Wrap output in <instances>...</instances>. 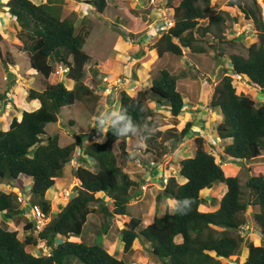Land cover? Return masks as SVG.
Masks as SVG:
<instances>
[{"label":"trees","instance_id":"1","mask_svg":"<svg viewBox=\"0 0 264 264\" xmlns=\"http://www.w3.org/2000/svg\"><path fill=\"white\" fill-rule=\"evenodd\" d=\"M89 2L98 13H104L109 6V0ZM229 5L238 7L246 19L252 20L259 41L251 43L245 51L228 52L230 65L224 66L225 75L216 85L208 107L218 110L222 117L216 135L222 140H230L224 145L223 153L237 160H255L264 154V102L258 103L256 97L238 92L228 71L233 70L264 92V0H230ZM173 8L174 24L164 31L156 44L159 56L166 52L182 55L185 47L203 52L205 47L199 41L207 34L217 41L225 39L227 14L223 10H213L212 0H180ZM5 10L15 17L17 28L9 43L0 33V55L5 61L4 66L8 68L17 63L8 50L2 56L3 43L12 46L16 53H28L30 66L43 76L45 87L29 91V99L40 100L38 108L24 110L21 119L14 116L9 128L0 130V180L15 185L19 176L31 178L33 202L52 215L37 233L33 231L34 222L28 219L23 227L28 231L24 239L19 238L17 230H11L6 222H1L0 264H71L75 260L83 264H130L101 242L70 239L71 234L83 233L92 213L103 219L102 235L111 227L108 219L117 217L127 221L128 226L120 228L124 253L131 251L141 239L150 243V252L161 260L160 264H230L223 263L220 258L237 257L241 252L246 242L239 233L246 223L242 214L249 206L254 210V221L264 237V168L254 170L243 185L237 173L226 171L219 158L206 149L203 136L195 137L194 155L178 163L179 174L186 181L180 183L175 175H169L164 188L157 194L155 220L145 224L141 218L131 216L128 206L138 181L125 170V159L140 158L145 164L151 158L156 162L159 160H155L156 157L177 148L192 130L191 121H187L181 130L175 127L165 132L159 130L155 110L148 105L154 101L158 107L170 111L173 117L183 114L184 99L177 76L162 69L150 85L134 95L121 91L118 112L105 130L103 141L86 144V139L98 132L95 127L91 133H79L73 142L62 146L58 134L47 136L46 126L57 122L62 108L82 101L86 91L90 90L84 79L86 67L93 62V57L83 48L86 38L78 32L74 17H62V7L57 0L42 3L7 0ZM205 19L208 22L202 24L201 20ZM229 43L239 46L235 41ZM225 54V49H221L219 55ZM55 64L63 67L67 78L74 81L73 88H68L63 81L50 82ZM91 72L97 75L96 69L92 68ZM121 116L124 119H120ZM129 120L132 127L123 136L113 133ZM140 131L145 133V147H134L135 155L132 156L127 140ZM159 135L164 137L160 139ZM165 137L172 141L170 145L165 143ZM119 140H122V162L115 152ZM77 147H81L83 153L73 172L80 184L75 194L68 201H60L53 213L52 202L46 194L63 175ZM219 183L227 187L219 207L201 209L202 204L208 202L202 191ZM184 198L192 201L190 211L182 202ZM174 200L177 207L172 210L170 201ZM216 200L212 198L211 203ZM0 212L17 223L26 220L25 215H20L23 211L18 206L15 192L0 189ZM216 227H222V230ZM58 236L64 237L63 240L58 241ZM40 242L50 247L48 254L28 250L27 246H36ZM247 249L242 264H264V241L262 244L250 241Z\"/></svg>","mask_w":264,"mask_h":264},{"label":"rangeland","instance_id":"2","mask_svg":"<svg viewBox=\"0 0 264 264\" xmlns=\"http://www.w3.org/2000/svg\"><path fill=\"white\" fill-rule=\"evenodd\" d=\"M57 1L62 7V17L70 16L76 19L78 32L86 38L83 48L93 57V62L86 67L87 75L84 83L90 87V90L86 91L84 99L70 107L66 106L62 108L58 115V121L49 123L46 126L47 136L58 134L62 146L73 142L75 136L79 133H91L97 125V117L101 114L116 113L118 111V99L121 91L134 95L139 89L149 85L151 83L149 81L157 77L162 69H168L177 76L178 87L182 91L185 118L179 117L182 119L179 127L181 128L187 120L192 119L196 123L200 121L201 126H205L206 124L207 127L210 125L213 129L217 128L216 125L220 123L221 116L217 118V116L209 112L210 122L208 125V122L206 123L207 120H204L208 113H204L203 111L208 110L206 108H208V103L211 101L215 87L221 81L223 75H225L224 66L229 67L230 65L228 52L245 51V48L251 43L259 41L252 20L246 19L238 7L230 6V0H212L213 10H223L227 14L225 39L217 41L211 34H207L201 37L199 41V44L205 47V51L203 52L192 51L190 48L185 47L183 48L182 55L166 52L162 56L158 55L156 44L164 31H167L174 24L173 7L178 5L180 0H109V6L105 9L104 13L96 12L92 3L82 1L81 6L76 7L70 5L74 0H68L70 1L68 3H63L61 0ZM258 1L261 2L262 0ZM207 22V19L201 20L202 24H206ZM229 41H235L239 46L230 44ZM2 49H4L2 50V56H4L7 51L5 43L2 44ZM221 49H225L227 54L220 56ZM10 55H14V59L19 66L6 68L0 55V130L9 128L15 115L21 119V113L24 110L31 111L36 108L34 101H32L33 99H29V91L31 88L43 90L45 87L44 78L41 74L35 72V74L33 73L34 75H31L29 72L31 66L28 53L18 54L12 52ZM54 66L55 71L51 74V78H49L50 82L57 83L63 81L71 89L73 82L67 78L64 68L58 64ZM92 68L97 70V75L91 72ZM9 72L14 76L10 77ZM228 74L233 76L238 92H245L250 96L256 97L258 103L264 102V92L249 84L233 70H229ZM31 76H33L32 79ZM22 101H24V105H22ZM39 103L41 105L40 101ZM148 105L155 108L153 102H149ZM199 105L204 107L200 111ZM156 114H158L156 118L157 123L163 132L172 127L173 121L168 117V111L155 112ZM114 116H110V119L112 120ZM198 129L199 127L196 126L194 130ZM138 133L127 140L128 149L132 156L135 155L134 147H141L143 145L140 141L143 140L145 133L143 131ZM104 139L105 131L102 133L98 130L96 135L86 139V144L89 141H103ZM158 140L160 139L158 138ZM210 141L205 140L206 149L219 158L226 171L237 173L243 185H245L246 180L254 170L264 168V154L255 160H237L223 153L224 145L230 142V140L219 143L213 142L214 140ZM121 143L122 140H119L115 144V152L119 156L120 162L124 160V155L121 156ZM187 145L184 147L185 151L178 149L168 155L169 152L167 157L159 162L161 165L158 163L156 165H149L150 168L146 165L142 167L140 162L141 165H138V162H134V159H125L127 169L129 168L132 171L133 176H137L139 169L143 168L146 171L143 183L147 186V191L142 193V195H135L131 199L128 206L131 216L141 218L145 224L152 223L153 219L155 220L153 216L155 211V194L161 190L160 181L168 176H161L162 172L154 174L152 170L159 165L163 166V172L167 171V168L171 164L175 167L176 165L173 163L177 162L181 157L193 155L192 151L196 147L195 143L191 148V152H186L188 150ZM82 153L81 147H77L73 159L66 165L63 171L62 176L67 177L66 188H71L78 180L73 171L80 164L79 155ZM159 158L156 157L155 160ZM176 172L179 173V171ZM151 173L153 174L152 178H160V181H150L149 177H151ZM178 177L182 181V176L178 175ZM59 188L62 189L63 187ZM59 188H51L46 194V198L52 202L53 213L57 211L58 207L57 203L59 201L56 203V199ZM0 189L7 192H15L18 195V206L23 212L26 211L25 199L30 201L35 200L32 193V181L28 177L19 176L15 185H10L0 180ZM136 191L135 189L133 193ZM225 191V187L219 183L214 188L203 190L202 195L207 200L216 198L217 203ZM212 203L214 204L215 202ZM211 204L208 202L206 205L202 204L201 209L206 210L211 208L210 210H214L218 206L211 207ZM94 206H97V203H94ZM170 208L172 209V205H170ZM30 210L28 208V212L22 213L26 219L25 221L21 219L24 223L30 219ZM253 212L254 210L249 206L245 213L242 214L246 219V223L241 227L239 233L244 237L246 242L243 243L241 252L237 257L220 258L223 263L242 264L247 256L248 243L252 241L255 244H262L264 241V237L254 221ZM102 220L99 215L90 214L83 234H73L70 239L87 243L101 242L109 247L117 257H124L130 264L161 263V260L150 252V243L141 239L137 240L131 251L124 253V243L119 235L120 228L124 227V220L115 221L113 218L108 219L111 228L104 235H102L101 228ZM2 221L6 222L5 224L9 229L17 230L20 239H24L28 234V231H25L23 228L24 223L18 222L14 224L13 221L9 220L8 224L5 214L0 212V222ZM216 228L222 230V227ZM59 238L63 239L64 237ZM27 248L36 254L48 253L50 251V247H46L42 243L37 246L29 245ZM71 264L83 263L75 260Z\"/></svg>","mask_w":264,"mask_h":264},{"label":"crops","instance_id":"3","mask_svg":"<svg viewBox=\"0 0 264 264\" xmlns=\"http://www.w3.org/2000/svg\"><path fill=\"white\" fill-rule=\"evenodd\" d=\"M34 2H36V3H42V2H46L47 0H33ZM61 1H63V3H65V2H70V1H68V0H61ZM82 1L83 2H87V3H90L89 1L90 0H74V1H72L71 2V4L70 5H73V6H76V7H80L81 5V3H82ZM73 2H75V3H73ZM5 0H0V33H1V35H2V37L4 38V40L6 41V42H10V41H12L13 39H14V37H15V35H16V28H17V21H16V19H15V17L14 16H12L9 12H7L6 10H5ZM91 4V3H90ZM5 46H6V50H8L9 52H13V53H16L15 52V49L12 47V46H8L7 44H5ZM4 47V46H3ZM1 48H2V46H1ZM2 50H4V49H2ZM21 53H25V51H20L18 54H21ZM27 53V52H26ZM4 63H5V61L4 60H2ZM17 63V62H16ZM59 65V64H58ZM15 66H19V64L17 63ZM10 67V66H9ZM29 72L31 73V75H34L35 74V70L33 69V68H31V70H29ZM10 73V72H9ZM34 73V74H33ZM12 76H14V75H12ZM33 78V76H31V79ZM50 78H51V76H50ZM72 82H73V87H74V81L72 80V79H70ZM149 82H151V81H149ZM146 84H148V83H146ZM151 84V83H150ZM149 84V85H150ZM72 87V88H73ZM135 94V93H134ZM133 95V94H132ZM32 100V99H31ZM32 101H34V103H35V105H36V108H38L40 105V103H39V99H33ZM17 102V101H16ZM19 102V101H18ZM39 103V104H38ZM153 103H154V105H155V108H153L154 110H155V112H161V111H163V110H165V111H167L166 109H163L162 107H158V104L156 103V102H154L153 101ZM196 104V103H195ZM18 105H19V103H18ZM22 105H24V101H22ZM36 108H34V109H36ZM201 108H204V107H202V106H200L199 105V111L200 110H202ZM33 109V110H34ZM208 109V110H207ZM206 110L207 111H203L204 113H208V115L204 118V120L206 119L207 121H206V123L208 122V125H209V122H210V113H212V115H214V116H217V118H219V116H221V115H219L220 114V112L218 111V110H213V109H211V108H206ZM169 112V118L173 121V124H172V127H175V128H177L178 130H181L184 126H185V124L187 123V121H191L192 122V124H193V126H192V130H190L189 132H188V134H187V136L185 137V139H184V141L183 142H181V144H179V146L177 147V148H175L174 150H172V151H170V153L168 154V155H170L171 153H173V152H175L176 150H178V149H182V150H186L184 147L187 145L188 146V150L186 151V152H191V148L194 146V143H195V137L196 136H203L204 138H205V140H207V141H210L211 139H212V141L213 142H217V143H219V142H226V140H222L219 136H215L214 137V135L216 134V127H215V129H213L212 128V126H208L207 127V125L205 124V126H201L202 124L200 123V121L199 122H195V121H193L192 119L191 120H187L185 123H184V125L180 128L179 127V124H180V121L182 120L181 118H179V117H183V118H185V112H184V114H180L178 117H173L171 114H170V111H168ZM210 112V113H209ZM22 114V113H21ZM216 114V115H215ZM15 116H17V115H15ZM157 116H158V114H156V117L155 118H157ZM205 116V115H204ZM21 117V116H20ZM216 118V119H217ZM222 118V117H221ZM184 122V121H183ZM219 124V123H218ZM196 126H198L199 127V129L198 130H194L195 129V127ZM217 126V125H216ZM207 128H209V129H207ZM8 129V128H7ZM158 129L159 130H161V128H160V126H158ZM213 129V130H212ZM6 130V129H5ZM155 130V129H154ZM162 131V130H161ZM137 134H139V133H137ZM158 137H160V139L162 138V137H164V135H159ZM166 138V137H165ZM167 139V140H166ZM165 140V143L166 144H170V140L168 139V138H166ZM188 141V142H187ZM212 141H210V142H212ZM187 142V143H186ZM192 142V143H191ZM140 143L141 144H143L141 147L142 148H144L145 147V136L143 137V140H141L140 141ZM189 143H190V146H189ZM207 143V142H206ZM193 144V145H192ZM195 150H196V147L194 148V151H192V153H193V155H194V153H195ZM191 153V154H192ZM193 155H189V156H187V157H190V156H193ZM165 157H167V154L166 155H164V156H162V157H160L159 159L160 160H158V162L156 161V163H154L153 165H156L157 163L158 164H160L159 162H161ZM183 158H185V157H183ZM182 157L177 161V162H174L173 164L174 165H176L175 167H177V168H175L172 164L170 165V167L169 168H167V171H162V167L163 166H157L156 168H154L152 171V173H154V174H156V172L157 173H160V172H162V174H161V176H169V175H175L176 177H177V180L180 182V183H183V182H185L186 181V179L184 178V177H181L182 179V181H180V179H179V177H178V175H179V173H177L176 171H179V161L181 160V159H183ZM153 159H149V160H146V163L145 164H140L138 161H137V159H134V162H138L137 164L139 165H141L142 167H144L145 165L146 166H148L149 168H150V166L149 165H152L150 162L152 161ZM134 165V164H133ZM161 165V164H160ZM125 170L127 171V172H129L130 174H131V176H132V178H134V179H136L137 181H138V186L136 187V188H134L133 190H132V192L136 189L137 191L135 192V193H133V195L135 196H138V195H142V193H145L147 190H142V185H144L145 183H143L144 181H145V178H144V174L146 173V171L142 168V169H139L138 171H139V173L137 174V176H133L132 175V171L128 168L127 169V167L125 168ZM155 171V172H154ZM150 174L151 175V177H149V179H150V181H156V182H159L160 181V178L159 179H155V178H152L153 176V174ZM165 174V175H164ZM142 178H144L143 180H142ZM29 179H31V178H29ZM66 179H67V177H64V176H61V177H59L58 179H57V181H56V185L54 186V187H57V188H59V187H63L62 189H60L59 188V190H58V196L60 195V193H61V191L62 190H64V189H67L66 187H65V183H66ZM76 179H78V178H76ZM32 181V180H31ZM80 182H79V179L76 181V184H79ZM224 187H225V189L227 190V187H226V185L224 184V183H221ZM73 185H75V184H73ZM218 185V184H217ZM160 186H161V190H159L158 192H157V194L158 193H160L161 191H162V189L164 188V185H163V183H162V180L160 181ZM53 187V188H54ZM206 190V189H205ZM208 190V189H207ZM226 192V191H225ZM157 194H155V204H154V207H155V211H154V214H153V216H154V218H155V214H156V207H157V199H156V197H157ZM224 195V194H223ZM57 196V199H56V203L59 201H65L64 200V198L63 197H58ZM206 198V197H205ZM222 198V197H221ZM207 199V198H206ZM212 199V198H211ZM211 199L210 200H207L208 201V203H210L211 204ZM221 200V199H220ZM220 200H219V202H220ZM58 202V203H59ZM219 202H217L216 204L214 203H212L211 204V207H213V206H217L216 207V209L219 207ZM58 203H57V205H58ZM170 205H171V203H170ZM57 207V206H56ZM58 209V208H57ZM211 209V208H210ZM210 209H206V210H210ZM28 210V208H26V212H28L27 211ZM215 210V209H214ZM131 215V214H130ZM8 219V218H7ZM121 218H117L116 217V219H114L115 221L116 220H120ZM9 220L10 221H13L14 222V224L15 223H17L16 222V220L14 219V218H9L8 219V221H7V223L9 224ZM120 221H122V220H120ZM125 221V220H124ZM153 221H154V219H153ZM2 222H4V221H2ZM1 223V222H0ZM19 223H24V221L23 220H20V222ZM115 224V223H114ZM147 224H150V223H147ZM111 228V227H110ZM109 228V229H110ZM85 229V228H84ZM83 234V233H82ZM81 234V235H82ZM71 235H73V234H71ZM120 235V234H119ZM61 237V236H60ZM71 237V236H70ZM58 239L59 240H63V239H60L59 238V236H58ZM108 249H109V247H108ZM109 250H111V249H109ZM120 258V257H119Z\"/></svg>","mask_w":264,"mask_h":264},{"label":"clouds","instance_id":"4","mask_svg":"<svg viewBox=\"0 0 264 264\" xmlns=\"http://www.w3.org/2000/svg\"><path fill=\"white\" fill-rule=\"evenodd\" d=\"M94 7V6H93ZM10 66H13V65H10ZM63 68V67H62ZM11 73V72H10ZM237 74V73H236ZM118 108H119V99H118ZM118 112V111H117ZM117 112L115 113V112H113V113H111V114H109V113H103V114H101L100 116H98L97 117V125H96V127H97V129L99 130V131H101L102 133H104V131H105V129H108L109 128V125L111 124V123H113L112 122V120L110 119V116H114V115H116L117 114ZM115 117V116H114ZM114 117L112 118V119H114ZM120 119H124V117H119ZM132 127V124H131V122H130V120L127 122V123H125V125L123 126V128H121L118 132L116 131V130H113V133L115 134V135H118V136H123V134L124 133H126L127 131H128V129L129 128H131ZM135 134H137V133H135ZM135 134H134V136H135ZM137 161L138 162H140L141 164H143L142 163V161H141V159L140 158H137ZM152 165L154 164V163H156L155 161H151L150 162ZM180 175V174H179ZM166 180V181H165ZM166 182H167V177H165L164 179H162V183H163V185L165 186V184H166ZM80 184V183H79ZM79 184H75L74 186H72L71 188H67V189H72L73 190V194H72V196L75 194V192H76V187L79 185ZM143 186V185H142ZM147 187V186H146ZM142 188V187H141ZM64 190H66V189H64ZM64 190H62L61 191V193H60V196L62 197V192L64 191ZM143 190V189H142ZM147 190V189H146ZM18 196V195H17ZM71 196V197H72ZM70 197V198H71ZM69 198V199H70ZM69 199H64L65 201H68ZM182 202H183V204H185V205H187L188 206V211H190V209H191V203H192V201L190 200V198H184V199H182ZM170 203H171V205H172V210H174L176 207H177V202L174 200V201H170ZM35 205H37V206H39L40 207V209L42 210V208H41V206L39 205V204H36V203H34L33 201H30V200H28V199H25V208H30L31 210H30V219L29 220H32L33 222H34V229H33V231L35 232V233H37L48 221H49V219H50V217H51V214H46L43 210V212L45 213V215H46V218H47V221H46V223L40 228V229H37L36 228V219H35V213H34V206ZM58 208V207H57ZM187 211V212H188ZM26 211H24V212H22V213H25ZM21 213V214H22ZM20 214V215H21ZM180 214H185V213H180ZM23 215V214H22ZM127 221H124V223H126ZM123 223V224H124ZM128 223V222H127ZM125 226V225H124ZM126 227V226H125ZM62 237V236H61ZM63 238V237H62ZM40 243H42L44 246H46L45 245V242H40ZM39 243V244H40ZM37 246V245H36ZM47 247V246H46ZM49 253V252H48ZM48 253H43V254H48Z\"/></svg>","mask_w":264,"mask_h":264},{"label":"built area","instance_id":"5","mask_svg":"<svg viewBox=\"0 0 264 264\" xmlns=\"http://www.w3.org/2000/svg\"><path fill=\"white\" fill-rule=\"evenodd\" d=\"M166 181V180H165ZM143 190H146L147 187L146 185L142 186ZM73 194V190L72 189H66L62 192V197L64 199H69ZM34 213H35V219H36V228L40 229L47 221L46 215L45 213L40 209L39 206L35 205L34 207Z\"/></svg>","mask_w":264,"mask_h":264},{"label":"water","instance_id":"6","mask_svg":"<svg viewBox=\"0 0 264 264\" xmlns=\"http://www.w3.org/2000/svg\"><path fill=\"white\" fill-rule=\"evenodd\" d=\"M9 76L11 77L12 76V73H9ZM125 226H128V223H124Z\"/></svg>","mask_w":264,"mask_h":264}]
</instances>
